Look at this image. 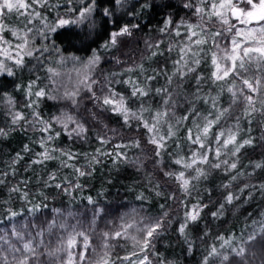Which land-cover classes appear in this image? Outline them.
<instances>
[{
    "label": "clouds",
    "instance_id": "9594fccd",
    "mask_svg": "<svg viewBox=\"0 0 264 264\" xmlns=\"http://www.w3.org/2000/svg\"><path fill=\"white\" fill-rule=\"evenodd\" d=\"M233 19L0 0V264H264V64L232 60L264 21Z\"/></svg>",
    "mask_w": 264,
    "mask_h": 264
},
{
    "label": "snow or ice",
    "instance_id": "6c2138e0",
    "mask_svg": "<svg viewBox=\"0 0 264 264\" xmlns=\"http://www.w3.org/2000/svg\"><path fill=\"white\" fill-rule=\"evenodd\" d=\"M202 3L205 11L211 13L213 18H221L227 15L234 18L233 23L239 20L241 24L258 19L264 21V0H249L245 6L246 10L237 7L235 0H202ZM21 7H25V5L21 3ZM232 31L236 32V29H232ZM232 52L234 66L237 61L242 59V56L255 57L259 63L264 64V41L258 38H249L243 33L236 32V36L232 40ZM259 84V80L256 83L249 82L248 87L253 94ZM260 223H264V221Z\"/></svg>",
    "mask_w": 264,
    "mask_h": 264
},
{
    "label": "trees",
    "instance_id": "16d2710c",
    "mask_svg": "<svg viewBox=\"0 0 264 264\" xmlns=\"http://www.w3.org/2000/svg\"><path fill=\"white\" fill-rule=\"evenodd\" d=\"M39 150V149H38Z\"/></svg>",
    "mask_w": 264,
    "mask_h": 264
}]
</instances>
